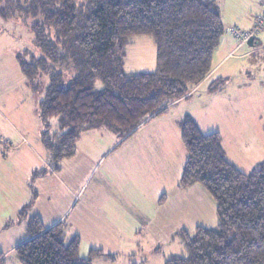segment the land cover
<instances>
[{"label": "trees", "instance_id": "trees-1", "mask_svg": "<svg viewBox=\"0 0 264 264\" xmlns=\"http://www.w3.org/2000/svg\"><path fill=\"white\" fill-rule=\"evenodd\" d=\"M0 15L24 20L40 50L17 56L33 89L44 91L39 112L49 166L34 178L59 171L84 131L105 126L125 138L188 96L212 71L225 35L216 0H0ZM141 34L155 40L156 69L126 72V47ZM179 125L187 150L179 187L201 185L216 203L219 223L181 230L186 253L165 264H264V162L245 173L227 159L219 132L204 133L190 114ZM32 194L20 210L29 235L15 249L21 264L115 259L95 249L82 258L81 239L65 222L45 228L39 216H27Z\"/></svg>", "mask_w": 264, "mask_h": 264}, {"label": "crops", "instance_id": "crops-1", "mask_svg": "<svg viewBox=\"0 0 264 264\" xmlns=\"http://www.w3.org/2000/svg\"><path fill=\"white\" fill-rule=\"evenodd\" d=\"M260 13L249 20L230 21L229 24L223 18L225 35L214 55L212 71L188 96L174 102H189L190 109L185 113L193 116L204 133L221 134L226 157L232 164L224 142V130L215 127L211 129L213 131H205L212 128L213 114L218 112V107H225L222 104L225 90L222 87L210 88L214 82H222L229 76L223 65L226 57L246 44L233 38L232 26L251 27ZM261 34L254 38L251 46L261 41ZM195 91L201 93L190 98ZM256 91L257 87L251 83H243L234 91L237 96L234 109H231L235 113L233 122L237 125L234 129L240 122L249 123L254 118L251 115L253 110L244 114L243 106L250 109L256 106ZM199 103H202V109L194 111ZM236 103L241 110H237ZM185 113L175 117L171 124L164 121L147 131L141 130L143 124L125 138L117 136L110 140V134L103 137L93 130L95 128L86 130L77 141L76 154L64 159L59 171H49L34 178L36 170L49 166V153L36 151L30 168H26L33 177L29 184L31 197L32 189L37 193L29 209L31 215L28 211L27 216H39L45 228L65 222L69 231L81 239L82 258H90L92 249L115 257L107 260L96 256L92 264H136L142 262L144 255L147 257L145 264H155L153 260L157 257L147 256L154 244L172 242L173 236H179L183 229L191 232L198 226H217V206L207 191L199 184L186 189L179 187L178 176L180 172L182 175L187 160L183 155L187 154L179 125ZM18 134L23 137L22 133ZM134 135L136 138H130ZM1 157L4 163L17 159L8 155ZM6 185L7 190H0V243L3 241L7 252H15L18 245L29 239L26 220L19 218L20 210L25 206L26 193L19 196V190ZM0 252L5 251L1 248ZM173 254L178 253L162 255L159 264H165V259Z\"/></svg>", "mask_w": 264, "mask_h": 264}, {"label": "rangeland", "instance_id": "rangeland-1", "mask_svg": "<svg viewBox=\"0 0 264 264\" xmlns=\"http://www.w3.org/2000/svg\"><path fill=\"white\" fill-rule=\"evenodd\" d=\"M216 1L226 24H229L230 21L235 23L249 20L260 13L261 7L264 5V0ZM262 33L259 43L251 46L247 42L241 49L226 57L223 65L224 69L229 71V76H226L222 82L213 83L217 89L222 87L225 90L222 95V104L225 107H218V112L213 114L212 128L205 130L213 131L211 129L215 127L224 130V142L230 160L246 173H251L260 163L264 162V31ZM27 48L37 53L40 52L29 25L20 18L5 19L0 15V190H7L6 184H8L13 186L12 190H19V196L25 192V205L30 203L33 198L29 186L33 177L27 173L26 168L27 166L30 168L32 155L36 151L49 153L42 141L45 125L41 121L39 112V102L44 97V91L33 89L17 60L18 54ZM155 69L156 44L154 38L148 34L135 35L132 37V42L126 47L125 71L152 72ZM45 83H48L47 78ZM243 83H251L257 87L254 94L256 106L251 109L243 106L244 114L253 110L251 115L254 118L249 123L240 122L239 127L234 129V126H237L236 122H233L235 113L231 112L237 99L234 91ZM103 86V83L98 80L96 88L102 89ZM204 91L208 90L204 89ZM200 93L201 91H195L189 97L198 96ZM188 106L189 102L186 100L179 104H171L167 111L149 118L143 123L144 125L141 124L138 128L143 125L141 130L147 131L151 126L164 121L171 124L175 117L183 115L190 109ZM212 107L210 108L212 109ZM235 107L237 108V103ZM193 109L194 111L202 109V103ZM237 110H241V108H237ZM200 117L201 121H204L203 116ZM50 122L53 125L57 122V118H52ZM93 130L100 132L103 137L110 134V140L117 138V134L105 126ZM18 133H22L24 138ZM130 138L134 139L136 135ZM18 147L21 149H17ZM185 152L187 154L186 148ZM3 155L15 156L17 159L15 161L10 159L9 163H4L1 157ZM183 155L186 159L187 155ZM25 156L29 157L24 159ZM36 163L39 164L38 159ZM44 165V163L41 164L42 167ZM180 178L181 172L178 176L179 181ZM165 183L167 184L166 178ZM162 193L164 194V191ZM29 215H31L30 211ZM19 218L21 221L23 220V217ZM4 247L6 246L1 241L0 249L5 251L3 252L4 264H21L16 253L14 251L7 252ZM169 253H186L185 245L178 235H174L173 241L168 244H154L152 250L147 252V256L152 259L157 257L153 262L159 264L162 255L166 256ZM145 260L147 257L144 255L142 262L137 261L136 264H145Z\"/></svg>", "mask_w": 264, "mask_h": 264}, {"label": "built area", "instance_id": "built-area-1", "mask_svg": "<svg viewBox=\"0 0 264 264\" xmlns=\"http://www.w3.org/2000/svg\"><path fill=\"white\" fill-rule=\"evenodd\" d=\"M230 31L233 38L240 43H247L251 37L257 38L264 31V5L262 12L255 18L254 24L251 27L234 25Z\"/></svg>", "mask_w": 264, "mask_h": 264}, {"label": "water", "instance_id": "water-1", "mask_svg": "<svg viewBox=\"0 0 264 264\" xmlns=\"http://www.w3.org/2000/svg\"><path fill=\"white\" fill-rule=\"evenodd\" d=\"M253 41H254V37H251V38L248 40V43L251 45V44H253Z\"/></svg>", "mask_w": 264, "mask_h": 264}]
</instances>
